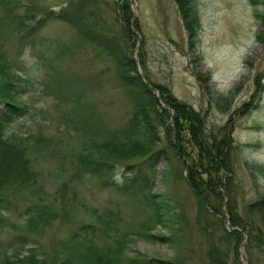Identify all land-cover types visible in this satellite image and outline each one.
<instances>
[{"label":"rangeland","instance_id":"374dc122","mask_svg":"<svg viewBox=\"0 0 264 264\" xmlns=\"http://www.w3.org/2000/svg\"><path fill=\"white\" fill-rule=\"evenodd\" d=\"M68 2L74 0H0V41L32 81L31 90L21 96L30 106L28 114L2 133L0 169L20 139L31 146L25 138L43 134L49 149L24 152L31 160L36 156L39 172L32 174L30 190L38 189L35 202L45 200V213L67 214L65 223L60 217L47 222L41 217L30 226L29 216L6 213L0 243L23 252L40 245L53 253L55 241L69 239L68 230L91 222L96 230L78 231L68 250L57 246L51 263L97 264L93 252L114 248L124 264L138 253L178 264H264V213L255 202L264 197V20L257 14L264 13V0H88V17L75 24L55 17L54 11L67 9ZM11 8L18 16L15 22L9 18ZM21 21L27 26L40 22L35 45L18 42ZM99 37L101 43L107 38L119 55L129 51L143 81L159 95L158 85L192 105L209 129L233 120V187H221L225 200L219 212L213 208L216 200L200 198L188 183L185 157L170 144L162 118L156 120L157 146H164L167 157L153 165L148 189L123 193L116 182L106 184L87 169L73 177L84 154L119 160L116 170L142 159L99 146L127 129L138 106L118 79L116 64L98 47ZM75 94L79 104L71 98ZM187 138L186 151L194 157L195 145ZM151 194L155 205L147 202ZM232 213L250 214L241 219L253 233L233 226ZM236 228L242 237L235 243L229 231Z\"/></svg>","mask_w":264,"mask_h":264},{"label":"trees","instance_id":"16d2710c","mask_svg":"<svg viewBox=\"0 0 264 264\" xmlns=\"http://www.w3.org/2000/svg\"><path fill=\"white\" fill-rule=\"evenodd\" d=\"M87 1L77 0L75 2L74 0L72 3L68 2L67 9L63 8L62 10L54 11L56 14L55 17L62 18V20L68 19L74 24L76 22L78 23V20L85 21L84 19L88 17V14L84 11V8H87ZM180 1L183 4L187 0ZM67 10H69L68 15L65 14ZM15 13L12 8L8 13L11 16L9 18H12L14 22L15 18L18 19ZM91 13L90 10L89 14ZM257 14L264 20V13L257 12ZM39 23L37 21L36 24L27 26L21 21L18 24L16 28L19 32L17 40L21 46L28 43L35 45L36 35L40 31L41 26ZM99 43L98 47L101 46L100 49L107 54V58L113 61L116 67L119 68H115L118 79L128 87L129 93L138 105L134 113L135 117H133V121L129 122L127 129L113 133L106 139L105 143L99 146L103 150L108 148L112 149V151H115L114 154L119 152L121 155L132 157L138 155L140 156L138 158L142 159H139L136 163L130 160L124 162L122 164L126 167L122 170H116L118 165L117 161L119 160L113 161L109 159L110 157L101 159L99 157L100 155L90 157L91 155L84 154L80 158L77 156L80 163L77 164L78 167H76L73 177L81 176L86 172L85 169H87V172H91L95 177L97 176L102 181H106V184L109 181L112 183L116 182V184L114 183L115 187L123 193L133 192L139 188L148 189L151 185L150 180L155 169L153 165L161 156L167 157L164 146H157V138L159 136L158 130L156 129V120L157 118H162L163 124L166 125L165 131L170 144L174 146L178 154L180 153L185 157L186 168H188V183L200 198H204L206 201L216 200L217 203L213 205V208L216 212H219L218 205H222L225 200V196H223V192L220 190L221 187L222 189L223 187H227L229 191H232L233 187L229 183L231 180L229 176H233L234 164L232 154L236 147L234 138H231L232 135L230 133L233 120L231 119L230 123H225L218 129H209L203 113L194 109L189 103L182 102L178 98L176 99L167 88H162L158 85L161 99L172 107L174 115L170 114L168 107H162L159 98L154 94L150 84L147 81H143V78L135 73L136 63L130 56L131 53L126 50L122 55L117 54L112 43L107 38H104L101 43V37H99ZM8 54L5 43L0 41V139L2 138V133H4V130L11 122H14L20 115L26 116L28 114L30 106L26 99L23 100L21 96H24V93L26 94L32 87V81L25 73H22L24 71L22 63L17 59L16 61H11ZM124 65L128 67L125 68ZM77 95L79 96L80 93ZM77 95L75 94L71 98L76 104H79L81 98ZM172 116L173 118L166 124L168 118ZM186 136H189V139H187L195 145L197 154L194 157L191 156L190 152L186 151ZM25 139L32 140V145L29 146L27 144L28 142L20 139V146L15 145L16 149H10V155L5 156L6 154H4L3 150L2 155L5 156L7 162L4 168L0 169V226L5 222L6 213L8 215L16 214L22 218L29 216L26 221H28L27 223L30 226H33V222L41 217L44 218L45 222L60 217L61 221L65 223L67 214L45 213V210L49 208L44 204L45 200L40 204L35 202V195L39 193L38 189L37 192L36 189L30 190L32 174H39V172L34 166L36 156L31 160L30 157L24 155V152L28 147H31L30 153L32 154L34 152L33 150L38 151L43 146L49 149V141L43 134L36 135L30 133L29 137ZM116 175L125 180L124 183L123 181L116 180L114 178ZM154 198V194H151L147 198L149 205H155L157 203ZM255 202L259 205L256 206L258 212L264 213V197L259 200L256 199ZM156 209L159 210V208ZM157 210L154 212L157 213ZM231 215L233 217L231 219L233 226L239 225L242 227V230L253 233L245 225L246 222L241 219L247 216L251 218L250 214L247 213L244 217L239 213H232ZM95 230L94 224L91 222H80L77 228L68 230L67 233H70L69 239H64L63 242L61 240L54 242V248H52L53 253L47 249L41 250L42 247L40 245L28 247L26 252H23L16 247L14 248V244L0 243V264H55L51 263L50 256L53 257V254L55 257L57 246L62 247L63 250H68L69 241H74L78 236V231L87 234L89 231L94 232ZM229 234L231 236L233 235L235 243L242 237V231L238 228L232 232L229 231ZM256 236L258 238L260 236L258 231H255ZM22 241L25 243V240ZM117 253L118 250L114 248L107 252H93L91 254L93 256L92 261H97V264H124V261L121 260L122 258L116 259L115 256L118 255ZM125 262L126 264H178L177 261L164 257H149L147 253L128 256Z\"/></svg>","mask_w":264,"mask_h":264},{"label":"water","instance_id":"95a60500","mask_svg":"<svg viewBox=\"0 0 264 264\" xmlns=\"http://www.w3.org/2000/svg\"><path fill=\"white\" fill-rule=\"evenodd\" d=\"M153 92L158 96V98H159V100L161 101V103L165 105V102H164L163 100H161V97H160V95H159V92H158L157 88H155V89L153 90ZM167 106L169 107V105H167Z\"/></svg>","mask_w":264,"mask_h":264}]
</instances>
